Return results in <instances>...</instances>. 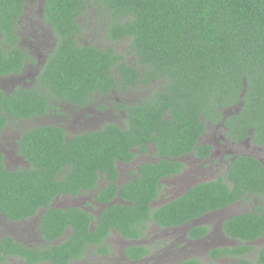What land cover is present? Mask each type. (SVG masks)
<instances>
[{
  "label": "trees",
  "instance_id": "1",
  "mask_svg": "<svg viewBox=\"0 0 264 264\" xmlns=\"http://www.w3.org/2000/svg\"><path fill=\"white\" fill-rule=\"evenodd\" d=\"M25 2L0 0V33L10 41L12 24ZM89 11L96 20L105 19L111 45L81 41L80 20ZM43 16L52 26L55 47L37 87L17 88L8 95L0 89V128L6 123L3 110L32 117L52 109L60 113V104L83 108L121 89L149 87L151 95L141 102L116 103L127 115L124 127L110 122L68 141L56 126L28 131L22 150L35 167L30 171L8 170L0 154L3 214L17 219L46 207L42 229L47 239L59 236L68 224L74 227L64 243L42 253V260L66 264L91 244L102 245L112 228L135 237L151 220L163 227L180 225L254 195L260 204L229 218L224 226L246 246L243 251H249L247 243L264 236V163L253 156L236 157L226 177L201 183L157 209L150 203L161 191L160 180L181 170L176 157L204 149L195 145L207 121H224L234 139L251 137L264 147V0H45ZM116 42L126 43V51L114 46ZM2 50L0 75L19 71L24 53ZM229 109L232 113L226 115L223 110ZM151 144L160 159L142 163L138 175L121 187L116 184V159L129 161L134 157L130 149L146 152ZM100 172L111 184L96 199L108 203L119 190L128 203L108 205L92 230L89 212L50 207L59 192L76 194L97 187ZM179 264L202 263L187 259ZM237 264L255 263L240 258ZM257 264H264V247Z\"/></svg>",
  "mask_w": 264,
  "mask_h": 264
},
{
  "label": "flooded vegetation",
  "instance_id": "2",
  "mask_svg": "<svg viewBox=\"0 0 264 264\" xmlns=\"http://www.w3.org/2000/svg\"><path fill=\"white\" fill-rule=\"evenodd\" d=\"M44 2L45 0H26L25 9L19 14L17 21L12 24L13 41H10L9 38H5L2 33H0V49H3L2 51L18 49L24 53L23 62L19 71H11L0 75V89L7 95L14 92L17 88L31 89L32 87H37V77L47 60L48 54L55 47V37L51 44L48 43V39L42 40V28L35 23V20L31 16L33 14V17L37 18L36 12H33V10L38 6L40 8L39 20H42ZM28 14L30 15L28 16ZM46 23L52 29V26L48 22ZM42 46L44 47L43 55H45L43 60ZM125 91L128 90L121 89L119 93L114 92V94H123ZM138 100L139 102L141 101L140 98L135 100L131 99L127 102H122V100L118 101L116 99L113 101L112 109L115 111L114 103L116 102L126 104L131 102L135 103ZM68 107L71 108V112L78 113L83 111L86 106L81 108L68 103ZM119 111L127 117L123 109L120 108ZM223 111L224 113L231 112L230 109ZM1 113L5 115L3 118L6 119V123L0 128V154L3 159L2 163L11 171H30L35 168L31 161L25 157L22 150V138L28 131L41 129L45 126H56L64 130L65 138L68 141L71 137L80 134L76 133L78 130L81 133L97 130L84 129L91 124L99 123L93 121L94 116L86 118V115H83L79 116L82 118V121L76 119L71 120L69 117L62 119L60 118L61 116H55L51 118V120L57 117H59V119L57 118L55 119L56 121L48 124H42L40 123L42 117L44 115L49 116L47 113L32 117H15L7 113L6 110L1 111ZM29 124L35 125L29 126ZM115 124L124 127L126 121L122 119L121 124ZM8 127H17L18 130L15 131L13 135H8ZM229 130L230 128L226 127L224 121L219 123L207 121L205 123V131L198 137V141L195 145L196 147L203 146L204 149L197 153L191 151L176 157L182 164L181 170L172 172L160 180L162 188H164L165 184H168L172 191L169 190L166 194H161L163 192L161 190L157 198L150 203L151 208L157 209L167 200L170 199L169 201H172L176 199V195H178V198L201 183L211 182L226 177L230 162L234 161V159L240 155H250L264 163L263 156L254 155V153L251 152L249 153L250 149L240 151L238 144H246L249 146L253 141L251 137L243 140H236L228 134ZM262 148L264 147H260L261 150ZM130 151L134 153V157L129 161L116 159L118 174L115 181L120 187L122 184L138 175L139 166L142 163L157 162L160 159L156 154V147L154 144H151L146 152H142L139 147L132 148ZM216 164L217 166L215 167ZM64 173L65 172L60 173L59 177H62ZM167 180L172 181L167 182ZM110 184L111 182L106 177V173L100 172L97 178V187L88 191L82 190L76 194L59 192L53 197L50 207L64 210L71 207H78L89 212L91 217L94 218L90 222V230H92L96 226V219L100 217L101 212L108 205L117 203L124 205L128 203V201L120 197L119 190L117 195L112 196L108 203L96 199L97 194ZM165 195H167V198L164 197ZM40 196L41 201L42 193ZM248 201L255 202L250 210L255 209L260 204V198L252 195L251 199L244 197L228 207L211 210L180 225L163 227L154 220H151L147 223V227L142 230L140 235L135 237H125L119 230L112 228L111 232L103 239L102 245L91 244L81 257L71 258L66 264H76L78 260L84 258L89 250H92L94 260H101L100 264H112L111 260L115 257L113 248L116 246L118 247L117 251H119L121 256L122 264H179L187 259H197L202 264H218L227 261H230L232 264H237L240 258L249 259L257 264L260 249L264 247V244L257 250L256 241H264V236H260L248 242L247 246H250L251 249L249 251H243L246 246H240L241 241L229 235L224 227L229 218L240 213L224 218H222L221 215L223 212L227 213L226 211L230 210L235 205ZM262 205L264 206V203ZM46 211L47 208L41 205L34 214L17 219H12L0 211V264H56L50 260H42V253L52 245H61L64 243L71 237L74 227L68 224L59 236L53 239H47L42 229V217ZM216 215L219 217H214ZM211 220L219 223V228L212 226L210 224ZM152 224H155L153 226L155 229H153L152 232L155 233L154 237L157 241L155 245L148 246L145 244L146 241L144 237L151 232L150 229L152 228ZM157 227L159 230L165 231L163 233L160 231V233L157 234ZM182 228H185L184 231H180ZM202 228L205 229L202 230ZM211 235L217 236L218 239L212 238ZM201 243L205 244V252L201 257L200 253H198V255H194V257L174 261L182 252H196L195 246ZM172 246L174 249H172ZM188 246H190V248H188ZM132 248H134V251ZM90 263L92 264L93 262ZM85 264H88V262Z\"/></svg>",
  "mask_w": 264,
  "mask_h": 264
},
{
  "label": "rangeland",
  "instance_id": "3",
  "mask_svg": "<svg viewBox=\"0 0 264 264\" xmlns=\"http://www.w3.org/2000/svg\"><path fill=\"white\" fill-rule=\"evenodd\" d=\"M33 12H36L37 18L33 17V14L31 15L32 18L35 20V23L40 25L42 28V40L48 39V43L51 44L54 41V39H53L54 35H53V31H52L51 27L48 26L43 15H42V20H39L40 19L39 18L40 8L38 6H37V8H35L33 10ZM29 15L30 14H28V16ZM95 16H96V14L94 11H89L86 16L81 17L80 22H81V25L83 26V32H82L83 34L81 37V41L85 42V43L86 42L92 43V44H95L96 46L107 47V46L111 45L112 43H111V40H109L106 37L105 19L100 18V19L96 20ZM113 45L116 46L121 51H126V48H127L126 43L120 44V43L116 42V43H113ZM43 48L44 47L42 46V60L45 58V55H43ZM45 54H47V53H45ZM132 58H133V56L131 54H128V59L130 60ZM124 90H128V91H125L123 94L120 93V94H112V95H107V96H99L98 98H96V100L92 104L86 106L85 109H83V111L78 112V113L71 112V108L68 107V104H66V105L60 104L61 110L59 109V112L62 115L56 113L52 109L47 113L50 117L47 115L46 116L44 115L42 117V120L40 123L48 124V123L54 122V121H56L55 119H57V118L59 119V117H57V118L51 120V118H53L55 116H61L60 118H62V119L69 117L71 120L76 119L78 121H82L81 120L82 118H80L79 116L86 115V118H90L91 116H94L93 121L99 122V123L91 124L90 126L87 125L88 127H86L84 129V130H94V129H98L100 127H103L104 124L109 123V122H115V123L121 124L122 119H124V121L127 122V117H125L119 111L120 108L117 107V104H116L117 102L114 103L115 111L112 109L113 101L117 99L118 101L122 100V102H127L131 99L135 100V99H139V98H140V100H142V99L151 95V89L149 87H143V88H137V89L128 88V89H124ZM137 102H139V100ZM68 122H70V121H68ZM34 125L35 124H33V125L29 124V126H34ZM17 130H18L17 127L16 128L8 127L7 134L13 135V133ZM76 133H81V132L78 130V131H76ZM238 147H240L239 148L240 151H246L247 149H250L249 153L251 152V153H254V155L263 156V158H264V148H262V150H261L260 147H262V146H260L259 144L257 145V143H255L254 141H252L249 146H247L246 144H238ZM216 166H217V164L215 165V167ZM171 181L172 180H167V182H171ZM161 190L163 191L161 194H166L167 191L171 190V187L168 184H165L164 188H162ZM166 196L167 195H165L164 197H166ZM177 196L178 195H176L175 198H177ZM169 200H167L165 203H168ZM254 204H255L254 201H248L245 203L235 205L233 208L226 211L227 213L223 212L221 214L222 218L230 216V215H235L236 213H242V212L248 211L251 209V207L254 206ZM214 217H219V216L216 215ZM210 224L216 228H219V226H220L219 223L213 222V220L210 221ZM154 225L155 224H152V228L150 229L151 232L146 237H144V239L146 241L145 244L148 246L155 245L156 241H157V239L155 240V237H154L155 233L152 232V230L155 229V227H153ZM184 229L185 228H182L180 231H184ZM160 231L163 233L165 230H159L157 227L156 233L159 234ZM113 237H116V236H113ZM211 237L218 239L217 236L211 235ZM263 244H264L263 240L256 241L257 250ZM204 245H205L204 243L196 245L195 246V248L197 250L196 252L188 251V252L180 253L174 259V261H177L179 259H187L189 257H194V255H198V253H200V257H201L205 252ZM188 248H190V246H188ZM117 249H118L117 246L113 248V250H114L113 252H114L115 257L112 258V260H111L112 264H122V259H121V256L119 254V251H117ZM172 249H174L173 246H172ZM178 257H180V258H178ZM100 261H101L100 259L94 260V258L92 256V250H89L87 252V254L84 256V258L78 260L76 262V264H85L86 262H88V264H91L90 262H93L92 264H100ZM218 264H232V263L230 261H227V262H223V263L221 262Z\"/></svg>",
  "mask_w": 264,
  "mask_h": 264
},
{
  "label": "clouds",
  "instance_id": "4",
  "mask_svg": "<svg viewBox=\"0 0 264 264\" xmlns=\"http://www.w3.org/2000/svg\"><path fill=\"white\" fill-rule=\"evenodd\" d=\"M230 113H232V111ZM225 114L228 115L229 113H225Z\"/></svg>",
  "mask_w": 264,
  "mask_h": 264
}]
</instances>
